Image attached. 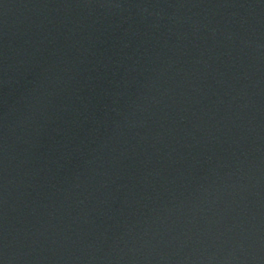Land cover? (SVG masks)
Instances as JSON below:
<instances>
[{
    "label": "water",
    "instance_id": "95a60500",
    "mask_svg": "<svg viewBox=\"0 0 264 264\" xmlns=\"http://www.w3.org/2000/svg\"><path fill=\"white\" fill-rule=\"evenodd\" d=\"M0 264H264V0H0Z\"/></svg>",
    "mask_w": 264,
    "mask_h": 264
}]
</instances>
